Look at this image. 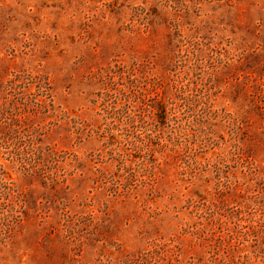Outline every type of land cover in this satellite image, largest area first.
Returning a JSON list of instances; mask_svg holds the SVG:
<instances>
[{
  "label": "rangeland",
  "instance_id": "374dc122",
  "mask_svg": "<svg viewBox=\"0 0 264 264\" xmlns=\"http://www.w3.org/2000/svg\"><path fill=\"white\" fill-rule=\"evenodd\" d=\"M0 264H264V0H0Z\"/></svg>",
  "mask_w": 264,
  "mask_h": 264
}]
</instances>
